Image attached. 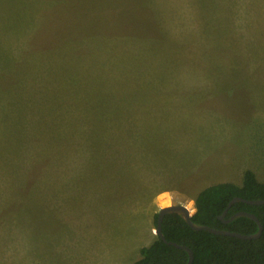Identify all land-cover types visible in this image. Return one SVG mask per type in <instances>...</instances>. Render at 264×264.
<instances>
[{
	"label": "rangeland",
	"instance_id": "374dc122",
	"mask_svg": "<svg viewBox=\"0 0 264 264\" xmlns=\"http://www.w3.org/2000/svg\"><path fill=\"white\" fill-rule=\"evenodd\" d=\"M125 73L156 93L164 77L191 78L177 89L192 99L183 140L194 153L208 133L218 147L203 172L240 185L249 166L264 182V0H0V264H120L148 239L155 194L132 182L104 196L90 174L65 172L70 145L93 139L92 118L136 104L108 92ZM149 178L152 193L172 190ZM209 183L167 195L170 205L188 197L194 209Z\"/></svg>",
	"mask_w": 264,
	"mask_h": 264
},
{
	"label": "crops",
	"instance_id": "0c3cea01",
	"mask_svg": "<svg viewBox=\"0 0 264 264\" xmlns=\"http://www.w3.org/2000/svg\"><path fill=\"white\" fill-rule=\"evenodd\" d=\"M258 17L262 16L258 15ZM111 75H108L107 78ZM178 75L180 78L177 80L176 75L156 81L160 84L158 87L160 91L158 90L156 93L152 85L148 86L149 80L146 81L141 74H118L109 85L108 92L125 97L129 92L137 100L136 104L133 107H127L125 103H120L124 105L127 112L118 114L117 119L108 112H105V116L102 118L100 112L98 120L92 121V118L91 122L87 123L91 124L90 130L94 136L93 139L87 138V142L80 140V144L73 143L68 150L71 151V154H68L71 158L65 165L66 174H81L82 176L90 174L94 184L92 186L96 187L94 190L96 193L101 192L104 196L122 193L124 188L127 189L129 184L132 185V182H135V188H138V191L142 190L143 197L148 198L149 194H155L151 200L153 208L149 237L145 241L135 243L132 250L125 254L120 264H131L139 260L142 257V248L150 246L157 239L154 225L157 214L155 211L170 205L167 195L191 194L203 179L210 182L205 187L224 182L216 181L217 179L213 177L215 172L212 170L215 167L207 173L202 170V166L206 164L204 152L213 156L218 148L217 145L211 143L208 133L205 134L207 140L205 143H198V141L194 143V153H191L192 140H189V151L183 140L185 131L181 132L180 126L184 123L189 124L192 99L189 98L186 91H177V89H180L178 83L191 78L182 76L185 74ZM102 81L100 80V82ZM124 84L127 86L125 87ZM99 89L98 85L95 93H98ZM127 98L129 101L133 97ZM154 99H158L157 105L151 103ZM63 106L68 114H78L79 112L75 105ZM98 112L93 110L90 114L95 116ZM83 113L85 111H82ZM113 123L117 125H113ZM84 124L86 123L81 124V134L85 131ZM110 130L123 133L118 134L116 138H111L108 137ZM189 138H192L191 134ZM173 140H175V144L171 145ZM165 149H170V153H165ZM63 151L67 152V148ZM246 170L254 171L258 177L259 170L255 171L249 166H244L240 169L238 179H243ZM201 171L203 173L200 174L201 176L195 175ZM151 174H156L159 177L162 175L165 179L163 181H171L172 190L166 189L160 193H152L150 191L152 184H149ZM189 178H192V182L189 186L191 190L188 191L184 190L185 187L182 185ZM190 199L187 197L181 202L188 203L191 202ZM194 199L195 197L192 198L193 202ZM156 205H159L157 209Z\"/></svg>",
	"mask_w": 264,
	"mask_h": 264
},
{
	"label": "trees",
	"instance_id": "16d2710c",
	"mask_svg": "<svg viewBox=\"0 0 264 264\" xmlns=\"http://www.w3.org/2000/svg\"><path fill=\"white\" fill-rule=\"evenodd\" d=\"M235 197L264 200V182L258 180L254 171L246 170L240 185L221 182L203 188L194 199L196 211L192 217L193 221L241 234L256 233L259 225L250 217L241 216L230 222L221 219L220 216ZM239 211L253 213L259 218L263 225V233L259 238L243 239L206 230H195L181 214L170 212L166 214L162 223L167 241L157 236L150 246L142 248V257L131 264H187L188 251L169 242L190 247L194 252L192 264H264V204L235 202L224 219L231 218ZM157 221L158 213L155 215L156 225Z\"/></svg>",
	"mask_w": 264,
	"mask_h": 264
},
{
	"label": "water",
	"instance_id": "95a60500",
	"mask_svg": "<svg viewBox=\"0 0 264 264\" xmlns=\"http://www.w3.org/2000/svg\"><path fill=\"white\" fill-rule=\"evenodd\" d=\"M239 201H243L249 204H253V205H262L264 204V200L263 199H258V200H249V199H244L242 197H235L231 200V202L229 203L227 209L225 210L224 214L221 215V219L224 220V222H230L238 217L241 216H247L250 217L252 219H254L258 225H259V229L256 233L254 234H241L239 232L236 231H230V230H225V229H218V228H214L212 226H208V225H202V224H198L196 222L193 221L192 217L196 211V207H195V203H194V209H189L188 208V204L185 202H181L179 204H173V205H168V206H164L162 207L159 212H158V221H157V225H156V234L157 236H159L160 238H162L163 240L167 241L164 233H163V228H162V223L163 220L166 216V214L170 213V212H177L179 214H181L184 219L187 221V223L195 230H206L215 234H219V235H231V236H236V237H240L243 239H257L259 238L262 233H263V225L260 222L259 218L250 212L247 211H239L237 213H235L231 218L225 220L224 216L227 213V211L229 210V208L235 203V202H239ZM173 245H175L176 247H180L183 248L185 250L188 251L189 253V260L187 262V264H192L194 261V252L193 250L186 246V245H180L176 242H169Z\"/></svg>",
	"mask_w": 264,
	"mask_h": 264
},
{
	"label": "bare ground",
	"instance_id": "6f19581e",
	"mask_svg": "<svg viewBox=\"0 0 264 264\" xmlns=\"http://www.w3.org/2000/svg\"><path fill=\"white\" fill-rule=\"evenodd\" d=\"M191 207H192V206H190V205L188 204V208L191 209ZM192 209H193V207H192ZM192 209H191V210H192Z\"/></svg>",
	"mask_w": 264,
	"mask_h": 264
}]
</instances>
